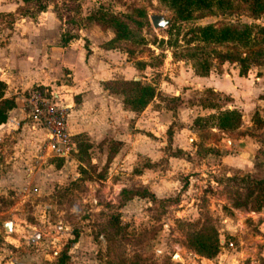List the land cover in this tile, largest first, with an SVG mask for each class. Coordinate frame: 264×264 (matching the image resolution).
I'll use <instances>...</instances> for the list:
<instances>
[{
	"label": "rangeland",
	"instance_id": "374dc122",
	"mask_svg": "<svg viewBox=\"0 0 264 264\" xmlns=\"http://www.w3.org/2000/svg\"><path fill=\"white\" fill-rule=\"evenodd\" d=\"M134 5L143 7L145 12L141 39L136 43L125 41L120 48H113L120 53L117 61L130 62L136 70L133 75L140 82L153 86L156 92L153 98L157 101L154 106H169L173 114L178 106L186 110L195 106V113H188L189 118L181 122L184 125L190 123L193 134L189 137L197 136L198 140L185 141V149L178 152L181 157L191 159L193 166L190 169L201 165V170H188L187 176L172 179L166 185L168 192L159 200L133 197L120 207L119 190L110 184L111 181H119L127 187L138 184L135 188H143L133 174L141 172L146 162H130L125 169L119 167L115 175L114 170L107 169L110 166L105 164L104 157L117 146L114 142L102 140L89 156L82 153L70 155L69 159L74 160L72 169L79 174L75 179L60 177L53 180V171L41 170V175L37 174L32 181L23 176L20 182L14 177L5 178L0 182L2 263L11 261L17 264V258L27 264H56L64 244L76 229L78 238L67 250L66 264H132L135 255L142 258L139 264H264V211L261 209L264 207V64L250 65L240 76L243 80L235 83L239 88L235 98L215 91L208 95V89L193 90L183 96L161 89L165 82L173 83L176 77L180 78L183 68L193 73L191 62L180 57L189 49L203 46L206 51L215 48L220 53L233 50L229 45L202 44L192 36L191 28L221 22L264 26V15L253 20L242 11V7H233L223 14L214 8L213 14L197 11L192 19L175 22L172 13L157 0H0V45L6 41L14 23L18 27L54 25L59 28L60 42L70 36L80 38L79 44L87 54L90 45L104 48L113 37L110 28L101 29L90 16L96 11L126 14ZM40 8L42 11H38ZM153 14H162L168 19L164 29L152 27L149 16ZM22 18H27V23L21 21ZM255 48L257 46L251 49ZM248 49L238 48L237 52L244 56ZM209 60V71L213 73H219L221 65L226 63L228 69L234 68L238 74L237 62H219L215 54H211ZM140 61L144 62L143 68L138 64ZM259 77L262 79L258 80ZM55 83L69 84L70 80L64 74ZM204 108H212L214 112H203ZM225 110L239 112L237 128L228 131L214 127L217 115ZM224 139L229 140V147L223 143ZM77 140L86 144L83 137ZM11 142L15 140L10 135L0 140V173L6 170L4 166L19 158H9L14 152ZM43 145L44 142L35 148L36 151L33 149L38 160L30 157L32 161L24 169L34 171L38 165L46 167L47 161L54 164L59 161V158L47 154ZM167 147L169 145L164 146L165 152L170 155L173 152L166 151ZM95 148L98 151L95 152ZM19 152L25 153L26 150ZM39 157L45 162L41 164ZM90 157L96 161L91 163ZM76 159L86 168L77 164ZM163 161L164 158H160L155 163L157 168ZM157 168L154 172L159 175L164 167ZM167 168L170 169V165ZM188 176H191L189 181ZM116 213L125 230L115 236L107 250L103 235L109 230V216ZM6 221L14 224L15 231H4L2 223ZM201 223L214 226L219 241H233L234 247L219 248L211 259L197 255L186 246V233ZM17 237L20 242H16ZM249 246L254 252L247 255ZM173 254H177L180 260L172 258Z\"/></svg>",
	"mask_w": 264,
	"mask_h": 264
},
{
	"label": "crops",
	"instance_id": "0c3cea01",
	"mask_svg": "<svg viewBox=\"0 0 264 264\" xmlns=\"http://www.w3.org/2000/svg\"><path fill=\"white\" fill-rule=\"evenodd\" d=\"M20 20L27 23V18ZM16 25L13 24L6 41L0 45V80L6 85L5 95L12 97L15 103V106L7 112L6 121L0 125V140L9 135L13 137L15 142H11L10 147L14 152L9 155V158H19L9 166L3 167L6 170L0 173V182L10 177L20 182L22 176L32 181L31 179L37 174V176L41 175L40 170L41 172L53 171V180L60 177L75 179L79 175L72 169L71 164L74 160L69 159L72 154L68 156L69 158L62 159L59 167H55L53 161H47L46 167L40 168L38 165L34 171L23 168L32 161L30 157L38 160L33 149L40 147L44 142V129L30 119L27 120L22 100V94L35 85L47 86L58 93L62 104L67 107L66 126L76 147L79 137L85 138V143L88 145L87 155L102 140L116 144L117 149L107 164L110 166L107 167L108 170H114L113 174L116 175L119 167L125 169L124 166L130 162H146L141 172L134 173L133 177L139 180L143 188H146L156 198L168 192L166 185L172 179L187 176L188 170H201V165L190 169L193 166L191 159L181 157L178 152L185 149V141L188 143L190 140H198L197 136L189 137L193 134L190 123L184 125L181 122L188 119L190 114L195 113V106L188 107L187 110L183 106H178L173 114L169 106H154L157 101L153 98L143 108L133 111L123 105L120 94L108 92L104 88V83L107 81L129 80L135 77L133 72L136 70L130 62L117 61L120 59L118 51L90 45L87 47L89 52L85 54L84 47L79 44L80 38L60 42L59 28L54 25L47 27L38 25L18 27ZM64 74L69 77L70 83L56 84L55 81ZM180 75V78H175L179 80L178 84L173 79V83L165 82L166 85H162L161 89L167 93H177L178 96H183L193 90L201 92L204 89H210L221 95L235 98L239 91L235 83L243 80L236 73V69L231 67L228 69L226 63L221 65L219 73L209 71V74L204 77L191 74V70H186V68H183V73ZM259 79L262 78L259 77ZM145 80L149 82L147 78ZM179 84L185 87H180ZM203 112L209 113L214 110L204 108ZM173 122L177 124L174 125ZM168 145L169 148L167 147L166 151L173 152L170 155L164 149V146ZM24 149L25 153L19 152ZM96 151L98 148H95ZM75 153H79L78 147ZM39 158L42 160L41 164L45 162L44 158ZM160 158H164V161L158 168L163 166L164 170L156 175L155 163ZM90 159L91 163L96 161L92 157ZM75 162L86 168L78 159ZM169 165L170 169L167 168ZM187 180H191V176H188ZM98 181L101 182L100 179ZM110 184L117 187L119 191L122 188L138 187V184L127 187L115 180H112ZM11 230L15 231L13 223ZM15 240L16 242L21 241L20 237ZM253 252V247L249 246L248 250L246 249L247 255ZM15 260L17 264H27L22 259L17 260L16 258ZM0 264H12V262L2 263L0 261Z\"/></svg>",
	"mask_w": 264,
	"mask_h": 264
},
{
	"label": "trees",
	"instance_id": "16d2710c",
	"mask_svg": "<svg viewBox=\"0 0 264 264\" xmlns=\"http://www.w3.org/2000/svg\"><path fill=\"white\" fill-rule=\"evenodd\" d=\"M28 2L30 0H22ZM160 5L165 7L172 13V19L175 22H183L193 18L194 12L202 14H213L214 8L219 9V12H230L234 7H242V11L246 15L255 20L261 15H264V0H157ZM131 11L126 14H112L96 11L90 18L94 20L101 29L110 28L113 32V37L106 42L105 49L120 48L122 42L132 41L140 42V29L145 19V12L141 6H133ZM38 11H42L40 8ZM192 36L196 40L205 45L222 46L229 45L232 47L224 53H220L215 48L206 51L203 46H196L189 51L180 55L181 59L189 60L193 66V73L196 76L204 77L208 74L210 68L209 56L215 54L219 62L231 61L237 62L239 65L238 75L242 76L246 73L250 65L264 64V26L243 23H217L208 24L205 26H197L190 29ZM73 36L63 39L62 42H67ZM192 39V38H191ZM190 39V40H191ZM189 40V42H190ZM257 46L255 49H251ZM238 48L248 49L244 56L237 52ZM88 53V50H86ZM140 67H144V62L138 63ZM39 90L41 86L35 85L32 87ZM104 88L108 92L120 94L122 103L125 107L138 111L146 106L153 97L156 96L153 86L142 83L139 80H112L104 83ZM6 85L0 80V125L6 121L7 112L14 106V99L5 95ZM206 94L213 95V91L207 90ZM173 101V99H165ZM213 105H211L212 107ZM240 114L236 110H225L220 112L216 118L214 127L219 130H232L239 126ZM78 152L86 155L87 144H81L77 140ZM116 148L107 153L105 164H107ZM55 163V167H59L61 159ZM133 197L149 198L150 200H159L145 188L125 189L119 191L120 207ZM264 198V194H263ZM108 231L103 235L106 242V249L109 250L114 238L120 232L124 231V227L120 225L118 213L110 215L107 220ZM72 237L66 241L64 247L60 251L56 264H66L68 258L67 250L71 244L75 243L78 238V232L73 229ZM123 237V236H122ZM124 238V237H123ZM128 240V239H125ZM186 246L194 251L197 255L206 259L213 258L219 250V239L217 230L214 226L208 223H201L197 228H194L189 233H186ZM135 262L139 264L142 260L137 255L133 256ZM131 258V260L133 259ZM133 261V260H132Z\"/></svg>",
	"mask_w": 264,
	"mask_h": 264
},
{
	"label": "built area",
	"instance_id": "2783aa9c",
	"mask_svg": "<svg viewBox=\"0 0 264 264\" xmlns=\"http://www.w3.org/2000/svg\"><path fill=\"white\" fill-rule=\"evenodd\" d=\"M41 90L31 88L22 95L26 118L44 129L43 148L47 154L67 159L76 152V144L67 130V107L62 104L58 93L47 86L39 85ZM264 211V207L261 208ZM234 247L233 241H219V248Z\"/></svg>",
	"mask_w": 264,
	"mask_h": 264
},
{
	"label": "water",
	"instance_id": "95a60500",
	"mask_svg": "<svg viewBox=\"0 0 264 264\" xmlns=\"http://www.w3.org/2000/svg\"><path fill=\"white\" fill-rule=\"evenodd\" d=\"M149 20H150V23L154 29H164L168 24V19H166L162 14L150 15ZM133 80H138V77H134ZM223 143L227 147L230 146V142L228 139H224ZM2 227H3L4 231L10 232L11 231V222L6 221V222L2 223ZM172 258L180 260V257L177 254H173Z\"/></svg>",
	"mask_w": 264,
	"mask_h": 264
}]
</instances>
